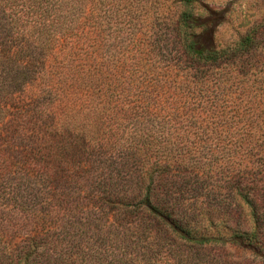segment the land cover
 <instances>
[{
	"label": "rangeland",
	"instance_id": "374dc122",
	"mask_svg": "<svg viewBox=\"0 0 264 264\" xmlns=\"http://www.w3.org/2000/svg\"><path fill=\"white\" fill-rule=\"evenodd\" d=\"M80 1L86 3L82 14L101 21L102 52L109 66L111 52L124 51L127 42L115 44V35L123 40L130 33L139 35L155 48L184 9L182 0ZM191 10L197 18L214 20L213 25L205 21L203 28H213L215 48L227 53L217 64H195L178 75V85L159 95L162 109L156 108L155 126L168 140L155 145L163 151L161 158L157 153L158 162L169 165L164 177L170 184L178 177L173 166L181 170L186 183L170 194L195 202L200 234L229 239L230 228L252 231L255 223L242 200L247 195L257 206L259 242L191 244L172 239L156 245L153 226L136 231V215L110 214L99 196L88 191L86 184L98 176L71 171L67 181L51 173L55 181L44 179L36 161L39 119L28 117L32 101L24 93L13 102L0 101V264H45L68 251L74 258L87 257L82 264H264V0H194ZM246 35L252 37L251 47L234 52ZM146 57L150 70L142 73L139 66V79L160 70L151 66L152 52ZM73 152L53 147L47 153L49 165L72 162ZM93 158L86 150L77 166L87 169Z\"/></svg>",
	"mask_w": 264,
	"mask_h": 264
},
{
	"label": "trees",
	"instance_id": "16d2710c",
	"mask_svg": "<svg viewBox=\"0 0 264 264\" xmlns=\"http://www.w3.org/2000/svg\"><path fill=\"white\" fill-rule=\"evenodd\" d=\"M181 2L184 9L172 29L160 35V46L153 48V42L145 43L146 38L131 33L124 40L115 35V44L127 42L124 51L111 52L109 66L108 57L102 52L101 21L82 14L86 3L0 0V101L13 102L15 96L25 93L39 109L32 103L27 104L28 117L39 119V159L36 161L44 179L55 181L51 173L63 175L62 182L67 181L71 171L75 175L89 171L98 176L88 181V191L99 196L97 200L110 209V214L116 212L121 218L136 215L139 219L136 231L146 225L153 226L156 245L161 240L172 239L191 244L226 241L256 244L258 219L253 200L247 195L242 198L255 223L252 231L230 228L233 232L229 239L200 234L195 228V202L173 198L170 194L185 182L178 174L181 170L173 166L178 177L170 184L164 177L169 173V165L158 162L157 153L161 158L163 151H158L160 147L155 145L168 140L164 130L155 126L156 108L162 109L158 107L159 95L178 85V75L195 64H217L227 53L215 48L213 28H203L205 21L213 25L214 20L195 17L191 10L194 0ZM196 27L203 29L195 32ZM252 42V37L246 35L233 50H247ZM172 50L175 57L170 56ZM149 51L155 58L151 66L154 70L160 66V70L139 79L136 74L141 68L142 73L150 70L146 57ZM155 61L159 62L156 66ZM139 66L142 67L139 69ZM171 74L173 77L169 78ZM168 98L174 99L169 95ZM1 108L0 104V113ZM35 111L39 112L38 116ZM55 146L65 153L67 148L73 149L75 158L71 157L75 160L51 167L47 153ZM86 150L94 156L86 162L87 169L77 166L82 162L77 159L83 158ZM71 254L74 252L49 258L45 264L89 261L85 256L74 258Z\"/></svg>",
	"mask_w": 264,
	"mask_h": 264
}]
</instances>
